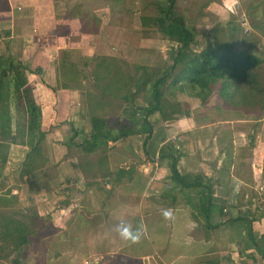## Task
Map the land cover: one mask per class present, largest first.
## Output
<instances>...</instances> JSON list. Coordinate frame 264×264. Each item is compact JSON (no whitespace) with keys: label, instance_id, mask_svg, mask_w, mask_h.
<instances>
[{"label":"rangeland","instance_id":"rangeland-1","mask_svg":"<svg viewBox=\"0 0 264 264\" xmlns=\"http://www.w3.org/2000/svg\"><path fill=\"white\" fill-rule=\"evenodd\" d=\"M2 1L0 0V55H12L20 61L24 56H20L19 39L11 34L6 3ZM124 1L123 21L119 29H116L117 34L107 33L109 43L107 49L69 51L67 61L72 62L86 76L81 86L84 91L96 93L90 78L94 67V63L91 62H94L92 58L95 56L106 54L144 67L148 71L154 69L160 74L168 70L171 64V44L158 32H144L138 28L140 15H157L153 3L165 5V2ZM99 6L95 4L94 8ZM16 7L13 11L18 14L20 10ZM106 9L113 14L111 7L104 6L103 10ZM174 13L195 33L196 47L193 48L195 53L227 43L233 51H245L264 60V0H176ZM84 62H87V67H83ZM174 75L175 72H170L161 92L170 102H177L179 105L181 114L176 115L174 120L189 121L190 128L187 126L180 130L176 128L177 124H174V129L172 125L162 122L157 114L149 117L147 123L150 132H140L138 135L108 144L106 168L111 174L107 179L90 178V173H98L96 169L90 168L87 176L81 173L79 165L84 160L81 148L64 145L71 131L68 128L55 132L50 130L51 135L48 132L41 144L42 157L37 162L38 169L30 172L28 176H21L20 160L24 150L15 146L9 149L12 144H8V139L9 136H13L16 143L22 142L17 131L22 123L17 119L19 122L17 125L14 120L12 99L4 100V104L0 103V114L7 110L12 117L10 131L5 133L0 131V179H3L5 185L2 194H11L15 199L14 205L0 211L21 220L28 231L35 223L42 230L37 237H29L28 244L19 253L11 254L8 258L3 256L7 252L0 254V264H199L198 259L183 262L181 260V256L188 255L187 253L194 247L184 245V242L202 240L201 235L195 234L193 229L190 230V239L187 238L186 241L182 240L179 233L166 240L163 227L155 225L159 228V238L145 234L138 244L121 240L114 231V226L121 220L136 226L133 223L134 216L127 214L133 210H123L125 203L130 204L127 203L129 201L127 195L134 196L135 193L138 200L151 203L161 196L160 190L167 182L169 188H175V184L167 179L169 160L159 159L158 152L163 145L165 147L172 145L177 153H187V157L193 153L194 158L199 160L201 158L198 157L201 153L199 148L202 147V154L206 156L203 158L207 159V162H200L207 165L208 168H205L207 173L215 172L214 177H218L219 185L218 188H214L213 193L216 202L219 200L227 202V207L234 209L230 210L233 217L245 216L251 220L264 215V111L246 114L233 108H226L216 89L212 90L213 93L206 103L201 105L198 100L189 97L187 92L177 94L172 88L165 90V86ZM28 79L32 81L31 76ZM41 92L38 91L36 94L40 105L41 102L47 103V98L41 99L43 95ZM68 100L75 112L72 115L73 117L75 115L74 122H77L72 123L73 128L75 127L72 130L79 132L76 127L81 125L80 117L85 108L82 96L69 97ZM135 105H142L140 97L135 98ZM84 115V124H88L87 116ZM105 116L117 120L118 123L113 124L114 129L128 121L139 129L142 123V112L138 110L133 116H128V113L125 114L120 109L111 108ZM88 132L89 127L85 132L81 131L82 138L86 137ZM166 134L169 135L165 136ZM81 136L77 140L82 139ZM166 138L165 143L158 145ZM210 145L216 149L215 154L210 151ZM100 156L101 153L98 151L88 156L86 161L94 163ZM154 158L158 160L151 161ZM178 166L179 170L184 167L183 172L185 167H188L186 162ZM130 168L133 169L134 175H138L136 181L123 178L124 176L123 179L115 180L114 174L117 171L129 172ZM194 173L203 172L196 170ZM134 175L132 173L130 177ZM149 179L153 181L150 182ZM153 182L157 187L154 188L157 191L156 193L153 191L154 195L149 191ZM128 187H135L136 191L129 190ZM164 192L163 194L168 196L173 191ZM161 211L165 212L166 209ZM257 222L259 223L257 231H264V225ZM155 226L152 227L153 230ZM244 226L241 225L240 228ZM234 231L235 229L230 231L231 235ZM258 232L256 236L260 237L262 234ZM243 238L244 240L237 243L239 249L231 258L232 262L264 264L263 247V252L258 251L260 256L256 252H249L253 256H240L241 250L242 253H246L247 250L254 249L249 240H246L245 236ZM262 241L259 243H263ZM208 257L215 259L217 256L213 254ZM221 264H229V261L222 260Z\"/></svg>","mask_w":264,"mask_h":264},{"label":"trees","instance_id":"trees-1","mask_svg":"<svg viewBox=\"0 0 264 264\" xmlns=\"http://www.w3.org/2000/svg\"><path fill=\"white\" fill-rule=\"evenodd\" d=\"M162 1L165 2V5L153 3L157 15L139 16L138 24L143 29L158 32L171 44V64L168 70L162 71L160 74L154 69L148 71L144 67L116 57L96 56L92 58L94 67L90 76L96 93H92L84 91L80 87L86 76L75 65L67 61L66 53H62L55 66L57 87L61 89H67L70 86L76 89L80 88L82 101L85 105L81 116L84 118V114H86L89 132L78 145L84 155V160L79 165L84 176H87L91 168L96 169L98 173H90V178L107 179L111 174L106 168L109 143L138 135L140 132H150L147 119L154 114H157L162 122L172 121L176 115L181 114L178 103L170 102L161 92L170 72H175V75L165 86V90L172 88L177 94L187 92L189 97L198 100L201 105L206 103L213 93L212 90L216 89L218 97L226 108H233L246 114L252 112L258 114L264 111V60L245 51H233L227 43L213 49L205 48L195 53L193 51V48L196 47L195 33L192 29H188L182 18L174 13L176 0ZM107 3L113 6L112 11L115 17L122 16L125 11L124 0H108ZM80 10L81 4H76L71 13L79 14ZM89 21V24L85 25L89 27L88 32L94 34L99 22L91 17ZM85 25L82 26L83 32ZM27 72V66L12 55H0V103L4 104V100L12 99L14 120L17 125H19L17 119L22 123L17 130L22 142L16 143V139L9 136L8 144H20L28 149L21 163V176H28L30 172L38 169L37 162L42 157L41 144L48 132L54 128V125L48 121L52 114H45L44 109L51 110L56 106L55 102L49 101L39 104L34 88L28 82ZM45 88L49 89L51 93L55 91L54 88ZM137 97H140L142 105H135ZM111 108L120 109L125 114L128 113V116H133L137 110L141 111L142 123L139 129H136L131 121L114 129L113 124H117V120L114 121L115 119L105 116ZM11 119L7 110L1 112L0 131H4V133L10 131ZM65 122L71 129L69 121ZM70 132L71 135L67 140L68 145L71 144L77 133L72 129ZM98 151L101 156L94 163L86 161L88 156ZM158 155L159 159L169 160L168 179L175 184V188H168L165 191L174 192L176 188L189 189L198 186L197 179L191 180L189 176L178 172L176 163L179 155H177L174 146L166 145L165 147L163 145L160 147ZM127 173L121 170L117 171L114 174L115 180H120L122 175ZM89 184L86 183V185ZM4 186L3 179H0V192L4 190ZM163 198L168 199L169 195L163 194ZM195 198L197 204L202 206L205 203V207L203 211L195 208L192 213L193 217L204 214L207 219L211 212L209 189L206 193L198 192ZM14 203L15 199L13 198L7 200L0 197V205L12 206ZM261 217L264 215L257 218ZM37 220L40 221L39 218ZM202 228L204 231L212 230L216 228V225L206 223ZM41 231L37 227V223L33 224L28 231L21 220L0 211V254L7 252L3 256L8 258L11 254L19 253L28 244V238L37 237ZM248 233L251 243L255 245L250 228ZM260 238H264V234ZM13 262L16 263L15 260Z\"/></svg>","mask_w":264,"mask_h":264},{"label":"crops","instance_id":"crops-1","mask_svg":"<svg viewBox=\"0 0 264 264\" xmlns=\"http://www.w3.org/2000/svg\"><path fill=\"white\" fill-rule=\"evenodd\" d=\"M107 1L108 0H3L2 1L3 3L4 2L6 3L5 9L7 10L8 13L7 16L10 20L9 21L7 19L6 22L8 21L11 22V29H10L12 30L11 34L13 33L19 39L20 51H21L20 56H24L22 58L23 60L20 59V61L23 64H25L28 68V72L26 73L27 79L30 76L32 78V81L28 79V82L34 88L35 94H37L38 91H42L41 93L45 97L42 95L41 99L47 98V101L51 103L54 102L56 103V106L52 107L51 110L48 108L44 109L45 114L48 113L50 115L52 114L51 116H49L48 121L54 125V128L52 129L54 130V132L57 130H64L67 128L69 130L75 128V127L73 128V124H72L76 122V121L74 122L75 115L74 117L72 116L75 112L73 110V105L68 100V98L81 95L80 88L76 89L70 86L67 89H61L60 87H57V76L55 74V66L57 65L62 53H66L68 56L70 50L86 49V51H89V50L99 49L102 51L108 48L109 43H108L107 33L117 34L118 31H116V29L117 28L119 29L120 23L123 21L125 12L122 14L121 17H115L113 15L114 13L111 15L108 12L109 11L108 9L103 10L104 6L111 7L113 9V6L107 3ZM76 4H81V10H80L81 12L79 14L78 13L72 14L71 10L73 6ZM95 4H99L100 5L99 8H94ZM15 6H17L16 9L20 10V13L17 14L16 12L13 11ZM90 17L91 19L92 18L97 19L99 22L97 31L94 34L89 33L88 32L89 27L86 26L90 22L89 21ZM83 25H85L84 32L82 31ZM138 28L144 32L153 31V30L143 29L139 27V24H138ZM147 34L149 35V33ZM147 39L148 36L146 37V40ZM28 52H30V54ZM101 56H107V55L102 54ZM87 62L83 63V67L88 66V64H86ZM83 82L84 81L81 82V86ZM45 87L54 88L55 91L51 93L50 90ZM80 118H81L80 121L81 125L76 127L78 128L79 132L75 130L77 133L76 136L73 137V140L70 145L67 144L68 139L64 141V145H66V147L70 146L78 149V145L81 143L82 139L77 140V138L81 136V131L85 132V129L89 127L88 124H84V119L82 117ZM65 121H69L71 125V129L69 128L68 124H65L66 123ZM77 121L79 122V119H77ZM169 122H173V123L171 124ZM169 122H165V123L172 125V128H174V124H177L176 128H179L180 130L182 128L184 129L187 126H188L187 128H190L191 126L189 121L184 122L180 120H174V121L172 120ZM61 123L62 125H60ZM165 123L163 124V126L166 125ZM56 133H54V135ZM49 134L51 135L52 132H49ZM70 135L71 132L67 137H69ZM167 135L169 134H166L165 136ZM166 140L167 138L163 142H160L158 145L165 143ZM193 142L194 145L195 141ZM183 145L184 143L181 144V146ZM13 146L18 147L21 150H24L23 151L24 153L20 160L22 161L28 150L20 144H16V145L12 144L9 149H12ZM210 146H211L210 151L213 152V154H215L216 149L213 147V145ZM199 150H201V153L198 155V157H201L200 160L199 158L196 157L194 158L193 153H190L191 156L189 157H187L188 156L187 153L185 154L177 153L179 157L176 163V168L178 172L180 174L189 176L191 180L197 179L198 186L189 189L176 188L175 191L172 192L171 195H169L168 199H164L162 194L165 190L169 188L168 187L169 183L167 182L166 185L163 186L162 189L160 190L159 195H161L162 197L161 196L158 197L156 199L157 201L153 200L152 201L153 203L144 202L141 199L138 200L136 198L135 193L134 196L133 195L130 196L131 194H129L127 195V199L129 198V201L127 203L130 202V204L125 203L123 206L124 208L122 207L123 210L124 209L125 211L126 209H128L129 211L133 210V212L130 213L128 212L127 214L134 216L133 217L134 225L137 226L139 224H143L146 226V230H147L146 235L148 234L150 236H157L159 238L160 236L158 235L160 233L158 232L159 228L156 227L155 225H158L159 227L160 226L163 227L164 234L167 236L166 240L167 239L169 240L170 236L173 237L175 233H179V236L181 235V237L183 238L181 239L183 241H186L187 238L190 239L191 236L190 230L192 229L195 230V234L201 235L202 240L199 239L197 241H191L189 243L184 242L185 243L184 245H188V246L193 245L194 247L191 249V252H189L191 253L190 255L189 253H187L188 255L183 254L181 256L182 262L190 259L191 260L198 259L199 264H221L222 260H224V262L229 261V264H235L234 261L232 262L231 258H233L234 254L239 249V245L237 243L241 242V240H244L243 236H245L246 240H249V242L251 243L249 239L250 236L248 233L249 228L252 231L251 237L255 242V245L251 243L254 249L250 251L247 250L246 253H242L243 250H241L240 256L241 257L242 256L245 257L248 255L253 256L252 253L249 252H256L259 255L258 251L263 252L262 247L264 248V238H260L261 236L260 237L256 236L258 232L257 226H259V223L257 221H259L260 224L264 225V217H261L260 219L254 218L251 220L245 218V216H241L240 218L233 217L230 211L232 207H227L226 205L227 202H224L223 200H222L223 202L221 200L216 202L213 193H214V188H218L219 185V181L217 179L218 177L217 178L214 177L215 172L212 174L211 171H209V173L205 171L207 165L204 163L202 164L201 162H207V159L203 158L206 156L202 154V147H200ZM194 151H195L194 155L196 156L197 149ZM156 160H158V158H154L153 160L151 159V161H156ZM75 161L77 162L78 160L75 159ZM79 161H81V158L79 159ZM184 162L187 163L188 167L186 166L183 172L184 167H181V170H179L178 164L181 165L184 164ZM198 167L201 169H199ZM214 169H216L215 166ZM129 170L130 171L127 174H123L122 177L124 176L123 178H127L129 180L134 179V181H136L138 179V175L136 174L134 175V171L132 168H130ZM196 170H200V171L202 170L203 173L195 174L194 172H196ZM131 172L133 173L134 178L130 177V174H132ZM149 180L150 182L153 181L152 179ZM156 180L157 179L155 177V181ZM154 184L155 183L153 182L150 185V189H149L152 195H154V192L155 193L157 192L154 189L157 188ZM127 189L129 190L134 189V191H136L135 187L134 188L128 187ZM207 189H209V192L211 194L210 216L207 219L204 214H202L201 216L193 217L192 213L195 208L203 211L205 207V204L202 206H200V204H197V199L195 198V195L198 192L206 193ZM2 192H4V190ZM2 192H0V197H3V199L9 200L13 198L11 194L6 195V194H2ZM131 193H133V191ZM8 206L10 205L8 204L0 205V210L7 209ZM162 209L170 210L172 213L171 218L165 219V216L163 214L164 212L161 211ZM145 222H147V224ZM206 223H208V225H216V228L212 230L204 231L202 227ZM241 225L242 226L245 225L244 226L245 228L244 227L240 228ZM153 226H155L154 230L152 229ZM173 227H175V230H173ZM232 229H235V231L231 235L230 231ZM258 233L263 234L264 231ZM260 240H263L262 241L263 243L260 244L259 243ZM213 254L217 256L215 257V259L208 257V256H212Z\"/></svg>","mask_w":264,"mask_h":264},{"label":"clouds","instance_id":"clouds-1","mask_svg":"<svg viewBox=\"0 0 264 264\" xmlns=\"http://www.w3.org/2000/svg\"><path fill=\"white\" fill-rule=\"evenodd\" d=\"M163 214L165 219L171 218L172 215L170 210H166ZM114 231L118 234L121 240L130 244H138L146 234V226L143 224L133 226L132 224L121 220L114 226Z\"/></svg>","mask_w":264,"mask_h":264}]
</instances>
